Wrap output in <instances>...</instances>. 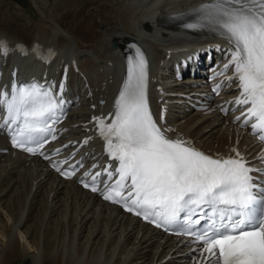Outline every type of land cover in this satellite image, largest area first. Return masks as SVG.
I'll return each mask as SVG.
<instances>
[{
  "label": "bare ground",
  "instance_id": "1",
  "mask_svg": "<svg viewBox=\"0 0 264 264\" xmlns=\"http://www.w3.org/2000/svg\"><path fill=\"white\" fill-rule=\"evenodd\" d=\"M31 1L38 19H33L18 1H5L6 8L0 9V36H6L10 44L24 40L51 46L56 51L55 59L41 62L13 49L7 55L0 54V69L5 80L13 70L23 77L57 80L60 67L69 64V91H77L83 101L72 111V134L87 129L93 134L86 119L101 107L90 104L103 96L107 101L102 107L108 110L115 99L123 59L120 49L111 45L113 39L140 41L151 60L152 76L164 88L177 85L164 77L170 72V60L207 41L156 23L162 16L205 0H97L104 3V8L93 0L86 7H74L81 10L85 22L78 30L75 25H62L53 15L51 5L61 0ZM6 15H11L15 23L11 28L4 24ZM166 99L171 112L169 123L196 144L211 152L237 146L253 156L257 144L225 117L214 111L185 110L182 97ZM6 145L0 135V147ZM188 249L183 240L163 236L71 180L59 178L36 158L13 150L0 151V264H23L27 260L31 264H190Z\"/></svg>",
  "mask_w": 264,
  "mask_h": 264
},
{
  "label": "snow or ice",
  "instance_id": "2",
  "mask_svg": "<svg viewBox=\"0 0 264 264\" xmlns=\"http://www.w3.org/2000/svg\"><path fill=\"white\" fill-rule=\"evenodd\" d=\"M249 2L259 8L248 7ZM197 11L201 13L198 25L190 27L214 26L234 44L224 70L235 66L233 75L242 89L235 103L250 105L242 113L248 118L245 123L255 119L254 132L264 133V0H209ZM18 47L26 53L23 45ZM0 50L4 55L11 51L6 40H0ZM51 55L53 50H49ZM41 58L47 59L42 54ZM146 89L147 60L139 52L135 61L129 57L112 122L93 118L119 166L113 172L107 168L95 175L86 172L80 182L86 188L91 185L93 192L101 191L104 199L122 203L129 212L138 209L135 214H143L146 220L150 218L146 213H151L153 223L159 219L171 225L188 218L189 223L181 226L185 234L203 242L199 251L206 254L205 264H264V186L251 175L259 170L248 166L238 150L235 157L213 158L182 137L169 138L171 129L158 125L151 114ZM62 103L51 85L14 84L11 92H0L4 120L0 128H9L14 146L35 154L47 142L52 131L49 121L56 122ZM260 139L264 141V134ZM52 166L59 170L57 163ZM69 167L71 172L62 174H74L76 165ZM102 174L109 180L114 175L119 178L100 188ZM89 176L91 181L86 183ZM124 191L127 195H122Z\"/></svg>",
  "mask_w": 264,
  "mask_h": 264
},
{
  "label": "rangeland",
  "instance_id": "3",
  "mask_svg": "<svg viewBox=\"0 0 264 264\" xmlns=\"http://www.w3.org/2000/svg\"><path fill=\"white\" fill-rule=\"evenodd\" d=\"M8 1V0H2L1 2H0V9L1 10H4L6 7H4L5 6V4H6V2ZM10 1V0H9ZM17 1V0H16ZM20 2H22L24 5H25V10L27 11V13L28 14H30L31 15V17H33V19H38L40 16H39V14L36 12V10L35 9H33L34 8V6L32 5V2L30 1V0H19ZM18 1V2H19ZM91 1V2H90ZM92 1L93 0H61V1H59V2H57V3H55V4H53V5H51V11H52V13H53V15L54 16H56L57 17V19H58V21L63 25L64 23H65V25H68V26H74L75 28H76V30H78L81 26H83L84 24L83 23H85L84 21H82L81 20V18H82V12H81V10H79V9H76V8H74V7H86V6H88L89 4H92ZM19 2V3H20ZM49 2H53V0H49ZM74 2H76V3H74ZM21 3V4H22ZM72 3H74V6L72 5ZM99 4V5H97L98 7H100V8H104V6H101V5H103L104 3H100L99 1H97V0H94V2H93V4ZM22 4V5H23ZM66 4V5H65ZM23 5V6H24ZM73 6V7H71V6ZM77 5V6H76ZM70 8H73L72 10L70 9ZM106 8V7H105ZM31 12H29L28 10ZM69 9V10H68ZM74 9H76V10H74ZM63 10L65 11V12H63ZM67 10H68V13H67ZM56 14H55V13ZM63 12V14H58V13H62ZM58 14V15H57ZM65 14V15H64ZM74 16V17H73ZM60 17V18H59ZM6 18H7V20H3L4 21V24H5V26H9V28H11V25L12 26H14L15 25V23L13 22V20H12V18H11V15H6ZM10 18V19H9ZM62 18V19H61ZM8 19H9V21H8ZM22 21H20V22H24V20L23 19H21ZM63 20V21H62ZM11 21V22H10ZM73 21H75L74 23H73ZM77 21V22H76ZM70 22V23H69ZM83 22V23H82ZM73 23V24H72ZM82 23V24H81ZM77 25V26H76ZM11 31H12V29H11ZM30 262V264H31V261L30 260H27L26 262H24L23 264H29V262ZM16 264H22V263H16Z\"/></svg>",
  "mask_w": 264,
  "mask_h": 264
}]
</instances>
